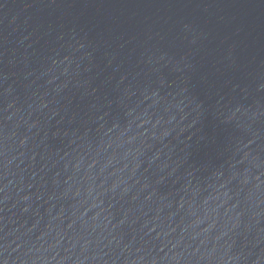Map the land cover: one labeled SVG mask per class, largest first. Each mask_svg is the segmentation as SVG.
I'll use <instances>...</instances> for the list:
<instances>
[{"label": "water", "instance_id": "95a60500", "mask_svg": "<svg viewBox=\"0 0 264 264\" xmlns=\"http://www.w3.org/2000/svg\"><path fill=\"white\" fill-rule=\"evenodd\" d=\"M0 264H264V0H0Z\"/></svg>", "mask_w": 264, "mask_h": 264}]
</instances>
